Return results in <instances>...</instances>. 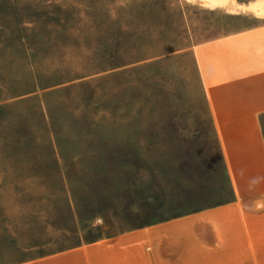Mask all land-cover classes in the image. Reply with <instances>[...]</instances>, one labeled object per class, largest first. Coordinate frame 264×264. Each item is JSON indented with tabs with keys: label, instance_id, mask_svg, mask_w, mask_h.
I'll use <instances>...</instances> for the list:
<instances>
[{
	"label": "rangeland",
	"instance_id": "obj_1",
	"mask_svg": "<svg viewBox=\"0 0 264 264\" xmlns=\"http://www.w3.org/2000/svg\"><path fill=\"white\" fill-rule=\"evenodd\" d=\"M227 21L197 0H0V264L101 241L95 264H149L154 225L159 264L230 257L180 224L231 200L185 50Z\"/></svg>",
	"mask_w": 264,
	"mask_h": 264
},
{
	"label": "crops",
	"instance_id": "obj_2",
	"mask_svg": "<svg viewBox=\"0 0 264 264\" xmlns=\"http://www.w3.org/2000/svg\"><path fill=\"white\" fill-rule=\"evenodd\" d=\"M260 1L233 0L237 7L232 13L219 7L224 10L228 24L215 35L185 48L194 62L231 200L222 206L182 217L180 224L203 227L213 238V243L206 245L211 246L210 251L230 254L229 258L218 261L220 264H264V134L261 127L264 118V16L250 10ZM157 232L158 227L154 225L147 233L151 247L149 264H159L157 247H153ZM143 236V233L123 234L114 244ZM101 243L103 241L77 247L57 258H71L73 264H95L100 256L110 260L107 250L102 254L94 252ZM204 250L208 251L205 247ZM136 253L141 257V250Z\"/></svg>",
	"mask_w": 264,
	"mask_h": 264
},
{
	"label": "bare ground",
	"instance_id": "obj_3",
	"mask_svg": "<svg viewBox=\"0 0 264 264\" xmlns=\"http://www.w3.org/2000/svg\"><path fill=\"white\" fill-rule=\"evenodd\" d=\"M197 1L202 3V5L206 6L209 9L221 7V8H225L227 11L231 13L234 12L237 7L236 4H235L236 6L234 5L233 0H197ZM240 7L238 8L240 9ZM248 8H250V6ZM250 10L251 12H253V14L255 13L256 15L260 17L264 16V0H261L260 2L255 3L254 7H252Z\"/></svg>",
	"mask_w": 264,
	"mask_h": 264
},
{
	"label": "trees",
	"instance_id": "obj_4",
	"mask_svg": "<svg viewBox=\"0 0 264 264\" xmlns=\"http://www.w3.org/2000/svg\"><path fill=\"white\" fill-rule=\"evenodd\" d=\"M156 62H157V60H156ZM150 65V64H149ZM131 65H121V66H117V67H115V68H119V69H121V70H118V71H116V73H115V75H120V74H125V73H128V72H130V71H132V67H130ZM113 76H115L114 74H112ZM33 92H35V91H33ZM7 105L5 104V105H1L0 104V112H3L5 109H7Z\"/></svg>",
	"mask_w": 264,
	"mask_h": 264
}]
</instances>
